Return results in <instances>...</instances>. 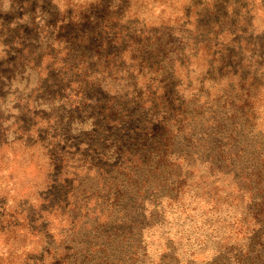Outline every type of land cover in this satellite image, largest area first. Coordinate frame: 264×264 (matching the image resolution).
I'll return each mask as SVG.
<instances>
[{"label": "rangeland", "instance_id": "1", "mask_svg": "<svg viewBox=\"0 0 264 264\" xmlns=\"http://www.w3.org/2000/svg\"><path fill=\"white\" fill-rule=\"evenodd\" d=\"M0 264H264V0H0Z\"/></svg>", "mask_w": 264, "mask_h": 264}, {"label": "trees", "instance_id": "2", "mask_svg": "<svg viewBox=\"0 0 264 264\" xmlns=\"http://www.w3.org/2000/svg\"><path fill=\"white\" fill-rule=\"evenodd\" d=\"M88 83L93 85V83L91 82V80H89ZM109 85H113V84H112V83H109ZM99 86H100V85H99ZM97 87H98V84H97Z\"/></svg>", "mask_w": 264, "mask_h": 264}]
</instances>
